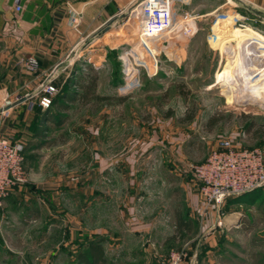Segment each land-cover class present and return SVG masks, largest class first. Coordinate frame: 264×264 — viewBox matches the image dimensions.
<instances>
[{"label": "rangeland", "instance_id": "rangeland-1", "mask_svg": "<svg viewBox=\"0 0 264 264\" xmlns=\"http://www.w3.org/2000/svg\"><path fill=\"white\" fill-rule=\"evenodd\" d=\"M141 1L117 12L101 29L107 19L67 59L46 70L40 64L35 72L15 66L28 55L18 52L16 43L0 44V108L25 97L0 114V133L24 147V181L0 206V264H65L96 235L105 238L107 264H161L170 251L182 248L187 260L197 249L195 264L199 252L200 264H264V185L254 204L227 199L219 210L226 220L213 228L218 210L198 216L193 173L222 139L260 147L242 135L237 118L241 113L259 121L264 117V107L255 101L264 102V78L253 79V72L264 68V57L247 59L244 72L237 59L238 72L231 76L236 66L227 71L226 53L209 39L216 16L226 11L240 13L239 23L253 28L258 18L253 4L201 0L190 13L179 7L191 0L175 2L178 18L187 17L185 25L147 40L138 34ZM204 9L213 13L198 28L195 14ZM51 72L56 95L71 73L77 80L97 74L96 92L110 99L69 103L63 123L45 122L51 144L42 145L33 131L44 112L37 102L39 85ZM251 78L255 87L263 84L262 90L255 91ZM49 112L57 115L58 109ZM216 113L222 120L207 128ZM188 114L191 120L184 119ZM177 207L194 221L195 230L183 241H168Z\"/></svg>", "mask_w": 264, "mask_h": 264}, {"label": "built area", "instance_id": "built-area-1", "mask_svg": "<svg viewBox=\"0 0 264 264\" xmlns=\"http://www.w3.org/2000/svg\"><path fill=\"white\" fill-rule=\"evenodd\" d=\"M181 0H163L162 5L156 6L150 0H142L138 4L137 15L138 34L144 39L159 36L168 27L185 25L187 17L179 19L182 14L176 10L175 2ZM16 11L21 10L20 0H14ZM179 17V18H178ZM231 18V26L240 22L237 13L218 14V18ZM74 23L76 16L71 18ZM240 25V23L238 24ZM191 27V26H190ZM212 31H213V25ZM255 40L264 43V33L257 31ZM139 36V37H140ZM213 39L212 34L209 38ZM149 52H152L149 44L142 42ZM16 65L28 72H35L39 67L38 59L34 55L22 57L16 61ZM56 73H48L39 85L38 105L48 108L53 97L58 92L52 79ZM9 106V105H8ZM2 106L0 114H5L10 107ZM1 123V121H0ZM193 173L197 181V194L200 201L198 216L204 219L210 209H217L215 226L222 225V214L219 212L224 200L230 195H239L249 190L264 185V148H242L235 145L230 139H222L211 149L208 156L202 162L193 166ZM24 181V157L21 142L12 141L9 137L0 133V206L12 189ZM197 251L194 249L187 260L188 253L185 249L172 250L161 260V264H195Z\"/></svg>", "mask_w": 264, "mask_h": 264}, {"label": "crops", "instance_id": "crops-1", "mask_svg": "<svg viewBox=\"0 0 264 264\" xmlns=\"http://www.w3.org/2000/svg\"><path fill=\"white\" fill-rule=\"evenodd\" d=\"M134 1L136 0H20L22 8L20 11H16L14 0H0V44H3L4 41L12 44L16 43L18 52L23 55L38 56L40 67H43L42 70H46L57 61L62 62L67 59L72 52L76 51L77 46L99 29L107 19L117 12L126 10ZM200 1L191 0L184 5L182 4L179 9L195 13L194 10L200 5ZM241 2H243L244 6H248L246 3H252L254 13L258 17L256 25L253 26L254 29L249 26L246 27L255 32L264 33V0H243ZM246 9L250 10L249 7ZM212 13V9H204L199 14H195L197 18L195 21L197 22L196 26L202 28L204 21ZM225 13L228 12L226 11ZM74 15L76 16V21L73 23L71 18ZM188 16H190L189 13ZM238 16L241 17L243 15L239 13ZM236 38L231 36L226 43L224 40V42L219 44V46L224 45L221 48L226 53L225 67L227 71L231 69L230 67L236 66L231 76L238 72L239 66L235 64L237 59L240 62L242 61V72H244L246 69L244 65L247 59L264 57V43L261 42L262 45L259 47L254 41L248 39L240 41L238 37ZM231 42L234 43L236 50L231 45ZM240 46L243 49L241 54L239 53ZM0 59H2V56ZM231 60H233V64L230 63ZM261 65L263 64H255L252 67ZM15 66H17L16 62ZM257 69L253 72V76ZM240 76L241 74H239ZM252 82L251 78L249 84H256ZM224 84L223 86H225ZM262 86L261 84L256 85V87L254 85L255 91H260L259 87L261 88ZM225 90L229 91L227 88ZM2 91L0 89V92ZM262 93H260L261 98H264ZM260 94L257 96L260 97ZM256 100L262 101L260 98ZM195 204L198 208L200 205L199 199H195ZM224 220H226V216L222 218V224ZM213 224L212 227L214 228L215 223ZM209 255V248L204 249V262H206V258ZM200 258L201 252L198 254V264H200ZM208 261L211 262L210 260Z\"/></svg>", "mask_w": 264, "mask_h": 264}, {"label": "trees", "instance_id": "trees-1", "mask_svg": "<svg viewBox=\"0 0 264 264\" xmlns=\"http://www.w3.org/2000/svg\"><path fill=\"white\" fill-rule=\"evenodd\" d=\"M38 61L40 59L35 56ZM65 81L62 85L60 93L55 95L52 99V103L48 108H41L44 112L41 117H39L34 128V135L41 142L42 145L49 144L50 142L46 140L48 127L45 126V122L50 120L55 121L56 125L63 123L67 115H64V111L68 108V104L71 102H78L81 105L93 104L99 101H105L110 99L109 96L100 95L96 92L97 87V74L89 75L86 80H77L75 73ZM78 88V91L73 89ZM122 101V99H120ZM50 108L58 109L57 115L51 114L49 112ZM48 113L51 115L49 116ZM47 114V116H46ZM193 114V112H192ZM192 114H188L184 117L185 120H191ZM223 115L216 113L215 115L209 117L205 126L211 128L214 124L222 120ZM230 116L226 117V119ZM239 125L241 126L242 135L247 137L253 145L264 147V117L259 121L257 117L249 115L246 113H241L238 118ZM51 144V143H50ZM24 152V147H23ZM260 188H255L244 192L239 195L227 196V199H231L233 203H248L254 204L258 197L260 196ZM175 227L171 235L167 237L166 240H178L183 241L188 235L192 234L195 230V223L186 214L182 212L179 207L175 209ZM103 236H94L88 240L85 247L78 249L74 258L65 264H107V259L105 256V251L103 247L104 242Z\"/></svg>", "mask_w": 264, "mask_h": 264}, {"label": "bare ground", "instance_id": "bare-ground-1", "mask_svg": "<svg viewBox=\"0 0 264 264\" xmlns=\"http://www.w3.org/2000/svg\"><path fill=\"white\" fill-rule=\"evenodd\" d=\"M231 18H218L217 22H215V24H213V31H212V37H213V41L217 42L218 44H221L223 42V39L230 35V32L235 31L236 35L238 37V39L241 40H251L254 41L256 43V45H258L260 47V45H262V43L260 41H256L254 36L257 35L258 33L253 31L250 28H247L246 25L244 24H240V26H231ZM224 27H228V28H234V27H239V28H235L232 31H225L223 30ZM243 27V28H241ZM244 29V30H242ZM222 47V45H221ZM263 47V46H262ZM243 51V50H242ZM241 72V71H240ZM240 72L238 73V75L240 74ZM256 78V80L258 78H264V68L262 70H260L259 72H257V74L255 76H253V79ZM255 80V79H254ZM258 101L261 104H264L263 101H259V100H255Z\"/></svg>", "mask_w": 264, "mask_h": 264}, {"label": "water", "instance_id": "water-1", "mask_svg": "<svg viewBox=\"0 0 264 264\" xmlns=\"http://www.w3.org/2000/svg\"><path fill=\"white\" fill-rule=\"evenodd\" d=\"M249 8L252 9L251 7H249ZM111 21H112V18H109V19L105 22V25L101 27V29H107L108 26H109V23H110ZM23 100H25V97H20V99H19L16 103H14V104H18V103H20V102L23 101ZM14 104L9 105L8 107L13 106ZM261 106L264 107V104H261Z\"/></svg>", "mask_w": 264, "mask_h": 264}]
</instances>
